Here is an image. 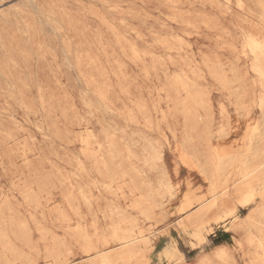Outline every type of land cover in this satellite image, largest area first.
Masks as SVG:
<instances>
[{
    "label": "rangeland",
    "instance_id": "rangeland-1",
    "mask_svg": "<svg viewBox=\"0 0 264 264\" xmlns=\"http://www.w3.org/2000/svg\"><path fill=\"white\" fill-rule=\"evenodd\" d=\"M124 1L115 11L109 0H0V210L7 226L14 218L22 222L39 250L30 255L19 241L14 250L0 245V264H21L20 251L31 264H51L44 249L52 237L61 244L60 259L79 261L82 236L108 237L116 225L129 227L118 223L119 213L148 237L147 264H261L264 201L244 206L231 198L201 229L196 222L183 230L176 211L240 172L253 126L252 147L264 148L258 107L264 82L245 51L248 36L264 41V0H171L167 8L159 0ZM121 16L124 29L113 20ZM109 23L123 35L122 49ZM68 179L75 215L65 200ZM168 179L174 199L163 189ZM31 196L38 204L28 202ZM231 210L234 219L218 218ZM58 211L71 221L56 220Z\"/></svg>",
    "mask_w": 264,
    "mask_h": 264
},
{
    "label": "bare ground",
    "instance_id": "bare-ground-1",
    "mask_svg": "<svg viewBox=\"0 0 264 264\" xmlns=\"http://www.w3.org/2000/svg\"><path fill=\"white\" fill-rule=\"evenodd\" d=\"M158 1V0H156ZM160 2H162V4L167 8L169 3L171 2V0H159ZM124 0H109V5L108 3H106L108 6H110L111 8L115 9V11L122 7V4L124 3ZM135 2V1H134ZM245 2V1H244ZM65 3V2H64ZM132 3V2H131ZM129 3V4H131ZM136 3V2H135ZM240 3V2H239ZM243 3V2H242ZM262 3V2H261ZM139 4V3H138ZM132 5V4H131ZM243 5V4H242ZM55 5H53L52 3H46V7L48 8V11L53 14L55 11L54 8ZM129 6V5H128ZM134 6V5H133ZM238 6V5H237ZM130 7V6H129ZM129 7H127L129 9ZM136 7V6H135ZM141 7V6H140ZM71 8V7H70ZM134 8V7H133ZM139 9V8H138ZM141 9V8H140ZM148 9V8H147ZM150 9V8H149ZM65 11V10H64ZM73 11V10H72ZM100 11V10H99ZM132 11V10H131ZM140 11V10H139ZM144 11H146L144 9ZM154 11V10H153ZM249 11V10H248ZM103 12V11H102ZM119 12V11H118ZM148 12V11H147ZM66 13V12H65ZM68 13V12H67ZM70 13V12H69ZM68 13V14H69ZM104 13V12H103ZM109 13V12H107ZM112 13V12H111ZM67 14V15H68ZM71 14V13H70ZM115 15V13H114ZM113 15V18H114ZM152 12L148 13V16H151ZM155 16V15H154ZM158 16V15H157ZM70 17V16H69ZM125 16H121L118 17L117 19H113L115 22H117L119 24V26L121 25V27H123V29L126 27V23H125ZM131 17V16H130ZM110 18V17H109ZM64 19V18H62ZM111 19V18H110ZM107 20V18H106ZM112 20V19H111ZM127 21V20H126ZM132 21V19H131ZM113 22V21H112ZM111 22V23H112ZM135 22V21H134ZM140 22V21H139ZM144 23V22H143ZM98 24V23H97ZM132 24V23H131ZM136 24V23H135ZM110 25V23H109ZM100 26V25H99ZM142 26V25H141ZM150 27V26H148ZM147 27V28H148ZM92 28V27H91ZM94 28V27H93ZM113 37H114V45L118 48V49H122L124 47V41H123V35L119 34L116 30V28L113 25H110ZM70 29V28H69ZM79 29H81V27H79ZM83 29V28H82ZM103 29V27H102ZM101 29V30H102ZM121 29V30H123ZM127 29V28H126ZM71 30V29H70ZM87 30V29H86ZM96 30V29H95ZM125 31V30H124ZM130 31L134 34V35H138L139 34V30L138 29H130ZM129 31V32H130ZM147 31V30H146ZM75 32V31H74ZM103 32V31H102ZM120 32V31H119ZM126 32V31H125ZM128 32V31H127ZM126 32V33H127ZM104 33V32H103ZM122 33V32H121ZM125 33V34H126ZM84 34V33H83ZM105 34V33H104ZM86 35V34H85ZM127 35V34H126ZM88 36V35H86ZM107 36V34H106ZM264 36V35H263ZM69 37V36H67ZM76 37V36H75ZM74 37V38H75ZM89 37V36H88ZM136 37V36H135ZM71 38V37H70ZM105 39V37H103ZM131 38V37H130ZM76 39V38H75ZM91 39V38H90ZM78 40V39H77ZM93 40V38H92ZM127 40V39H126ZM243 41V40H242ZM76 42V41H75ZM79 42V41H78ZM133 42V41H132ZM77 43V42H76ZM95 43V41L93 42ZM179 43V42H178ZM97 44V43H96ZM76 45V44H75ZM80 45V44H79ZM78 47V46H77ZM72 48V47H71ZM76 49V48H75ZM82 49V48H81ZM93 50V49H92ZM247 50V52L249 54H251L253 56L254 59V63L251 66V71L260 79L264 82V41H261L257 38H254L252 36H248L247 39V49H245V51ZM99 51V49L97 50ZM97 51L95 50V52L97 53ZM72 53V52H71ZM136 53V52H134ZM102 54V53H100ZM138 54V53H136ZM98 55V54H97ZM110 56V55H109ZM251 56V57H252ZM116 60V59H115ZM78 61V59H77ZM101 61V60H100ZM105 61V59H104ZM74 63V62H73ZM102 64V63H101ZM194 68V67H193ZM221 68V67H220ZM195 69V68H194ZM104 71V70H103ZM220 72V71H219ZM224 72V71H223ZM214 73V72H212ZM230 75L231 72H229ZM177 74H181V73H177ZM185 74V73H184ZM182 74V75H184ZM223 75V74H221ZM80 76V75H79ZM110 76V75H109ZM227 76V75H226ZM238 76V75H237ZM185 77V76H184ZM183 77V78H184ZM189 77V76H188ZM177 78V77H176ZM223 78V77H222ZM237 78V77H236ZM236 78L234 80H236ZM103 79V78H102ZM182 80V78L180 79ZM185 80V79H184ZM220 80V77H219ZM240 80V79H238ZM104 81V80H102ZM225 82L226 80H220ZM95 82V81H94ZM181 82V81H180ZM185 82V81H184ZM190 83V82H189ZM219 83V84H220ZM99 84V83H98ZM187 84V82L185 83ZM190 85V84H189ZM226 85V83H225ZM188 86V84H187ZM186 86V87H187ZM230 86V85H229ZM224 87V86H223ZM256 87V86H255ZM107 88V87H106ZM184 88V87H183ZM225 88V87H224ZM230 88V87H229ZM259 88V86H258ZM257 88V89H258ZM188 89V88H187ZM186 89V90H187ZM190 89V88H189ZM226 89V88H225ZM185 90V89H184ZM181 91V92H185V91ZM238 90V89H236ZM260 90V89H259ZM164 91V89H163ZM193 91V90H192ZM238 92V91H237ZM24 93V92H23ZM166 93V92H165ZM180 93V91H179ZM194 93V92H193ZM200 93V92H199ZM198 93V94H199ZM232 93H234L232 91ZM188 94V93H187ZM195 94V93H194ZM245 94V93H244ZM185 95V93H184ZM189 95V94H188ZM187 95V96H188ZM233 95H237V94H233ZM232 95V96H233ZM132 96V95H131ZM192 96V95H190ZM199 96V95H198ZM185 97V96H183ZM237 97V96H236ZM260 97V96H259ZM132 98V97H131ZM189 98V96H188ZM241 98V97H240ZM135 99V98H134ZM133 99V100H134ZM186 99V98H185ZM187 100V99H186ZM194 100V98H193ZM236 100V99H235ZM239 100V99H238ZM243 100V99H241ZM108 101V99H107ZM130 101V99H129ZM139 101V100H138ZM200 102V101H199ZM244 102V101H243ZM139 103V102H138ZM178 103V102H177ZM181 103V102H180ZM142 104L140 103V106ZM182 105V104H181ZM198 105V104H197ZM196 105V106H197ZM234 105V103H233ZM104 106V105H103ZM183 106V105H182ZM237 106H239L237 104ZM242 106V105H241ZM240 106V107H241ZM245 106V105H244ZM243 107V106H242ZM258 107L259 109L264 112V94L259 98L258 100ZM169 108V107H168ZM197 108V107H196ZM221 108V107H220ZM237 108V107H236ZM244 108V107H243ZM110 109V108H109ZM183 109V107H182ZM200 109V108H199ZM226 109V108H225ZM108 110V109H107ZM111 110V109H110ZM136 110V108H135ZM134 110V111H135ZM162 110V109H160ZM202 110V109H200ZM237 110V109H236ZM245 110V109H244ZM253 110V109H252ZM118 111V110H117ZM138 111V110H137ZM184 111V110H182ZM181 111V112H182ZM113 112V111H112ZM227 112V111H226ZM246 112V111H245ZM115 113V112H114ZM137 112H135L136 114ZM165 113V112H164ZM185 113V112H184ZM163 114V113H162ZM166 114V113H165ZM188 114V113H187ZM204 114V113H203ZM237 114V113H236ZM229 116V115H228ZM227 116V117H228ZM184 117V114H183ZM206 117V115H205ZM205 120V119H204ZM134 122V121H133ZM207 122V121H206ZM205 122V123H206ZM257 122V121H256ZM207 124V123H206ZM147 125V124H146ZM192 129V128H191ZM224 130V129H223ZM257 129L253 126V128H251V130L249 131V133L247 134L246 137V148L245 149V160L242 161V168L240 170V172L232 179L230 178H226V180L222 181L221 183L218 184H212L210 186V189L207 193L206 196H204L202 199L197 200L193 203H187L181 207L177 208V213L179 215H182L180 217V220H182V224L181 227L183 230L187 229V227L196 222H199L197 224H199L198 229H201L205 224H207V217L208 215L211 214V212L218 208L219 206L223 205L225 202H227L229 199H233L234 197H239V204L240 205H249V203H251L252 201H254L256 198H258L260 201H264V148H253L252 144L254 143L255 139L257 136ZM90 131V130H89ZM111 132V131H110ZM115 133V132H113ZM122 133V132H121ZM164 133V132H163ZM194 133V132H193ZM84 134V132H83ZM193 135V134H192ZM83 137V136H82ZM162 137V136H161ZM165 137V136H164ZM166 139V138H165ZM262 139V138H261ZM164 140V139H163ZM190 140V139H189ZM195 140V138H194ZM197 140V139H196ZM198 141V140H197ZM201 141V140H199ZM262 141V140H261ZM260 141V142H261ZM84 146L85 148H87L89 146V143L87 140H83ZM167 143V142H166ZM188 143H190L188 141ZM199 143V142H198ZM24 144V143H23ZM165 144V143H164ZM191 144V143H190ZM189 144V145H190ZM263 144V143H262ZM96 145V144H95ZM126 145V144H125ZM260 145V144H259ZM83 146V147H84ZM127 146V145H126ZM98 147V146H97ZM262 147V146H261ZM264 147V146H263ZM96 148V147H94ZM90 149V148H89ZM108 149V148H107ZM113 149V148H112ZM110 149V150H112ZM93 150V149H92ZM193 150V149H192ZM96 152V151H94ZM114 152V151H113ZM161 152V151H160ZM217 152V151H215ZM112 153V152H111ZM115 153V152H114ZM113 153V154H114ZM119 154V152H117ZM212 153V152H211ZM221 153V152H220ZM219 153V154H220ZM183 154V153H182ZM140 155V154H139ZM146 155V154H144ZM155 155V154H153ZM184 155V154H183ZM215 155V154H214ZM217 155V154H216ZM226 155V154H225ZM118 156V155H117ZM135 156V155H134ZM222 158L223 155H220ZM230 156V155H229ZM184 157V156H183ZM191 157V156H190ZM226 157V156H225ZM158 158V157H157ZM161 157H159L160 159ZM212 158V157H211ZM219 158V157H218ZM229 158V157H228ZM243 157H241L242 159ZM145 159V158H144ZM192 159V158H191ZM227 159V158H225ZM230 159V158H229ZM228 159V160H229ZM157 160V159H156ZM210 161H213L211 159H209ZM227 160V161H228ZM80 161V160H79ZM226 161V162H227ZM236 161V160H235ZM134 162V161H133ZM136 162V161H135ZM189 162V161H188ZM225 162V161H223ZM231 162V161H230ZM190 163V162H189ZM192 163V161H191ZM150 164V163H149ZM199 164V162H198ZM231 164V163H230ZM241 164V163H240ZM105 165V164H104ZM193 165V164H192ZM203 165V164H202ZM213 165V163H212ZM225 165V164H224ZM133 166V165H132ZM194 166V165H193ZM222 164L220 162L217 163L216 166V172L219 171L220 172V168H221ZM228 166V165H226ZM230 166V165H229ZM239 166V165H238ZM102 167V166H101ZM236 167V166H235ZM96 168V167H95ZM132 168V167H131ZM130 168V169H131ZM195 168V167H194ZM98 169V168H97ZM214 169V167H213ZM229 169V167H228ZM103 170V169H102ZM124 170V169H123ZM129 170V169H128ZM132 170V169H131ZM150 170V169H149ZM163 170V169H162ZM197 170V169H196ZM79 171V170H78ZM215 171V170H214ZM234 171V170H233ZM111 171H108V173ZM123 172V171H122ZM164 172V171H163ZM104 173V172H103ZM137 173V172H136ZM166 173V171H165ZM231 173V172H230ZM58 174V173H57ZM129 174V173H128ZM131 174V173H130ZM153 174V173H152ZM229 175V173H227ZM111 175V174H110ZM151 175V174H150ZM202 175V174H201ZM215 175V174H214ZM219 175V174H218ZM232 175V174H231ZM129 176V175H128ZM132 176V174L130 175ZM105 177H107L105 175ZM136 177V176H134ZM151 177V176H150ZM223 177V176H222ZM227 177V176H226ZM230 177V176H229ZM64 178V177H63ZM115 178V176H114ZM125 178V177H124ZM128 178V177H127ZM142 178V177H141ZM156 178V176H155ZM118 179V178H115ZM126 179V178H125ZM139 179V178H137ZM99 180V179H98ZM127 180V179H126ZM93 181V180H92ZM111 181V180H110ZM140 181V180H139ZM138 181V183H139ZM157 181V180H156ZM90 182V181H89ZM97 182V181H96ZM132 182V186H133V190L136 189V184L134 182V180H131ZM117 183V182H116ZM115 183V185H116ZM121 183V182H120ZM137 183V184H138ZM159 183V182H158ZM110 184V183H108ZM140 184V183H139ZM162 185H164V188L167 193L169 194L170 198L174 199L175 198V193H173L174 189H173V185L172 182L170 181V179L166 180L164 182V184L162 183ZM112 186V183H111ZM148 186V185H147ZM161 186V184L159 185ZM62 187V186H61ZM97 187V186H96ZM156 187V186H155ZM78 188V187H77ZM81 188V187H80ZM100 188V187H99ZM112 188V187H111ZM140 188V187H139ZM144 187H142L143 190ZM151 188V187H150ZM161 188V187H160ZM27 189V188H26ZM25 189V190H26ZM94 189V187H93ZM111 190V189H110ZM115 190V189H114ZM152 190V189H151ZM155 190V189H154ZM161 190V189H160ZM31 191V190H30ZM65 191V190H64ZM66 201H67V208L69 209V211L75 215L76 213V209L74 207V202H75V187L72 183V181L70 179H68L66 181ZM84 191H86L84 189ZM146 191V187L145 190ZM28 192V191H27ZM99 192V191H97ZM103 192V191H102ZM25 193V192H24ZM126 193V192H125ZM146 193V192H145ZM157 194H160L158 192H154ZM2 194V193H1ZM21 194V193H20ZM128 194V192H127ZM143 194V193H142ZM36 195V194H35ZM38 195V194H37ZM118 195V194H117ZM161 195V194H160ZM1 196V195H0ZM4 196V195H3ZM21 196V195H20ZM24 196V195H22ZM28 195H26L25 197H27ZM84 196V202L88 203L90 201V199H88V197L85 195ZM97 196V195H96ZM143 196V195H142ZM38 197V196H37ZM35 196H31L28 197V202L29 203H36L38 204V198ZM119 197V196H118ZM151 197V196H150ZM157 198V196H155ZM7 198V197H6ZM5 198V199H6ZM24 198V197H23ZM63 198V196H62ZM93 198V197H92ZM100 199V197H98ZM144 198V196H143ZM142 198V199H143ZM64 199V198H63ZM152 199V198H151ZM4 200V199H2ZM7 200V199H6ZM5 200V202H6ZM80 199H78L79 201ZM153 200V199H152ZM156 200V199H155ZM9 201V200H8ZM142 201V200H139ZM25 202V201H24ZM23 202V203H24ZM65 202V201H64ZM77 202V201H76ZM80 202V201H79ZM78 202V203H79ZM109 202V201H108ZM136 202V201H135ZM156 202V201H155ZM164 202V201H163ZM77 203V204H78ZM90 203V202H89ZM102 203V202H101ZM141 203V202H139ZM144 203V202H143ZM148 203V202H147ZM157 203V202H156ZM253 203V202H252ZM251 203V204H252ZM3 204V203H2ZM9 204V203H8ZM14 204V203H12ZM41 204V203H40ZM104 204V203H103ZM142 204V203H141ZM5 206V204H3ZM21 205V204H20ZM25 205V204H23ZM22 205V206H23ZM27 205V204H26ZM61 205V204H60ZM65 205V203H64ZM80 205V204H79ZM247 205V206H248ZM42 206V205H41ZM76 206V205H75ZM117 206V205H116ZM166 206V205H165ZM243 206V207H244ZM2 207V206H1ZM0 207V209H1ZM19 207V206H18ZM32 207V206H31ZM30 207V208H31ZM62 207V206H61ZM77 207V206H76ZM99 207V204H98ZM118 207V206H117ZM132 207V206H131ZM130 207V208H131ZM137 208V205L134 204V206L132 208ZM143 207V205H142ZM151 207V206H150ZM223 207V206H222ZM13 208V207H12ZM20 208V207H19ZM27 208V207H26ZM37 208V207H36ZM116 208V207H115ZM134 208V209H135ZM17 209V208H16ZM34 209V208H33ZM41 209V208H39ZM54 209H57L56 207ZM53 209V210H54ZM81 209V208H79ZM145 208H143L144 211ZM147 209V208H146ZM151 209V208H150ZM260 209V208H259ZM26 210V209H25ZM37 210V209H36ZM61 210V208H60ZM67 210V209H66ZM116 210V209H115ZM133 210V209H132ZM19 211V210H18ZM82 211V210H81ZM117 211V210H116ZM137 211V210H136ZM146 211V210H145ZM148 211V210H147ZM146 211V212H147ZM157 211V210H156ZM217 211V210H215ZM257 211V210H256ZM260 211V210H259ZM11 212V211H10ZM15 213V211H13ZM30 212V211H29ZM54 212V211H53ZM138 212V211H137ZM151 212V211H150ZM153 212V211H152ZM262 212V210H261ZM260 212V213H261ZM7 213V211H6ZM20 213V212H19ZM67 213V212H66ZM80 213V212H79ZM104 213V212H103ZM155 213V212H154ZM164 213V212H163ZM210 213V214H209ZM219 213V212H218ZM4 210H0V245H4L7 246V250H14V241H19L17 243H20L23 247H21L22 249H27L29 254H37L39 250H37V248H33L30 245L28 236H27V230L25 228V226L22 224V222L18 219L10 221L9 226H7V222L5 221L4 218ZM8 214L9 211H8ZM56 214V213H55ZM101 214V213H100ZM255 214V213H254ZM257 215L258 212L256 213ZM7 215V214H6ZM57 215V219L59 222H67L69 223L71 221V219L69 218L68 214H64L63 212L58 211ZM73 215V216H74ZM81 215V214H80ZM102 215V214H101ZM105 215V214H104ZM172 215V214H171ZM170 215V216H171ZM10 216V215H9ZM13 216V215H12ZM11 216V217H12ZM79 216V215H78ZM107 216V213H106ZM161 216V215H160ZM168 216V215H167ZM261 216V215H259ZM264 216V215H262ZM20 217V216H19ZM16 217V218H19ZM153 217V216H151ZM159 217V216H158ZM254 217V216H253ZM10 218V217H9ZM8 218V219H9ZM218 218L220 219H224V218H229V219H234L235 218V212L233 210L228 211L226 213H224L223 215L219 216ZM256 218V217H255ZM258 218V217H257ZM256 218V219H257ZM262 218V217H261ZM20 219L22 220V218L20 217ZM134 219V217L132 218ZM149 219L151 220V218L149 217ZM76 220V219H75ZM149 220V221H150ZM179 220V222H180ZM210 220V219H208ZM252 220V218H251ZM260 220V219H259ZM263 220V218H262ZM76 222V221H75ZM81 222V221H79ZM134 222V221H133ZM255 222V221H254ZM263 222V221H262ZM261 222V223H262ZM66 223V224H67ZM82 223V222H81ZM94 223V222H93ZM118 223L119 224H126L129 227L126 228H121L120 225H116L113 229V231L110 233V235L108 237L106 236H97V235H92V236H82V244H81V253L82 256L85 255V258H81L79 261L78 260H70L69 258H63L60 259V253H61V244L59 241L56 240V238L52 237L51 241L49 244H47L45 246L44 249V253L46 255L47 258H50L52 260L51 264H147V262H149L147 256L143 253L142 251V247L145 246L146 249V245L148 243V240L145 239V236L143 234V232L138 231V229H135V224H132V220L130 218H128L127 216H125V214H118ZM252 223V222H251ZM63 224V223H61ZM114 224V223H113ZM137 224V223H136ZM161 224V223H160ZM159 224V225H160ZM258 224V223H257ZM73 225V224H71ZM115 225V224H114ZM247 225V224H246ZM260 225V224H259ZM67 226V225H65ZM110 226H112L110 224ZM166 226V225H165ZM253 226V225H252ZM67 228V227H66ZM72 228V227H71ZM76 228V227H75ZM74 228V230H75ZM163 228V227H162ZM83 229V228H82ZM77 230L79 231L78 227ZM140 230V229H139ZM142 230V229H141ZM262 230V229H261ZM29 231V230H28ZM72 231V229H71ZM81 231V230H80ZM257 231V230H256ZM149 232V231H148ZM261 232V231H259ZM258 232V233H259ZM75 233L77 234V232L75 231ZM79 233V232H78ZM80 233H84V232H80ZM146 233V232H145ZM151 233V232H150ZM148 233V234H150ZM80 234V235H82ZM86 234V233H85ZM72 235V234H71ZM79 235V236H80ZM106 235V234H105ZM147 235V234H146ZM58 236V235H57ZM262 236V235H261ZM93 237L96 239L95 241L93 240ZM264 237V236H263ZM261 237L257 240V246L258 248L261 250V264H264V238ZM59 238V237H58ZM249 239V238H248ZM50 240V239H49ZM79 240V237H78ZM62 241H64V239H62ZM67 242V241H66ZM249 243V242H248ZM250 244V243H249ZM18 245V244H17ZM256 246V247H257ZM18 247V246H17ZM252 247V246H251ZM74 248V247H72ZM254 248V247H253ZM4 249V248H3ZM2 250V247L0 248V251ZM20 251V250H19ZM24 251V250H23ZM223 251V250H222ZM222 251H219V255L221 258L222 257ZM257 251V250H256ZM22 254H20V260H21V264H31V257L28 255H26V253H23L22 251H20ZM225 252V251H224ZM255 252V251H254ZM68 253V252H67ZM70 253V252H69ZM10 254V253H9ZM12 254V252H11ZM16 254V253H15ZM79 254V253H78ZM19 256V255H16ZM77 256V255H76ZM226 256V255H224ZM84 257V256H83ZM216 257V256H215ZM4 258V257H3ZM255 258V257H254ZM224 259V258H223ZM227 259V258H226ZM259 259V258H257ZM255 260V259H254ZM222 261V260H221ZM8 263V262H6ZM16 264V263H15ZM20 264V263H19ZM253 264V263H252Z\"/></svg>",
    "mask_w": 264,
    "mask_h": 264
}]
</instances>
